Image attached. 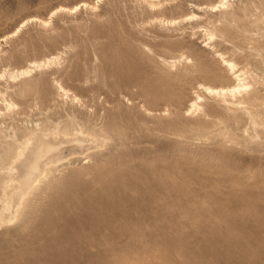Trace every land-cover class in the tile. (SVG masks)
Returning a JSON list of instances; mask_svg holds the SVG:
<instances>
[{
  "label": "rangeland",
  "instance_id": "rangeland-1",
  "mask_svg": "<svg viewBox=\"0 0 264 264\" xmlns=\"http://www.w3.org/2000/svg\"><path fill=\"white\" fill-rule=\"evenodd\" d=\"M163 1L150 9L142 0H0V71L64 55L31 76V93L0 80L19 105L0 118L3 127L67 120L73 109L59 83L115 133L104 151L75 146L58 156V181L27 231L0 228V264H264V131L211 96L208 116L188 112L200 84L235 83L218 79L225 67L217 51L257 81L264 109V7L231 0L229 10L247 9L240 36L218 34L209 46L203 26L213 15L194 5L218 0ZM81 3L97 7L60 12L47 26L30 22L12 36L26 20ZM194 12L202 19L175 28L155 22ZM175 76L184 79L173 84Z\"/></svg>",
  "mask_w": 264,
  "mask_h": 264
},
{
  "label": "bare ground",
  "instance_id": "bare-ground-1",
  "mask_svg": "<svg viewBox=\"0 0 264 264\" xmlns=\"http://www.w3.org/2000/svg\"><path fill=\"white\" fill-rule=\"evenodd\" d=\"M102 1L105 0H97L95 4ZM142 1L147 3L150 9H159L165 2L163 0ZM258 2L264 7V0H258ZM232 6L233 2L231 0H218L217 4L207 6L206 8L194 5L195 10H208L213 15L203 26L205 38L209 41L207 45L212 46V42L218 39V34H221L225 42L230 41L228 40L229 35L240 36L237 30L238 21L247 9L231 11L229 9ZM83 7L95 8L97 5L81 3L73 8L59 7L51 12L49 20L32 18L24 21L12 36H17L30 22H38L47 26L58 13L63 11L75 12ZM201 19L202 17L194 12L178 19L157 18L155 22L162 27L175 28L188 22H198ZM241 30L249 32L245 27H241ZM216 54L225 67V69H221L217 74L218 79L231 76L235 80V83L226 87H213L200 84L199 90L201 92H196L197 98L191 102L188 112H201L205 116H208L203 103L205 102V96H211L221 99L226 103L228 110H233L236 113L243 112L244 115L249 117L250 121H253L254 124L260 126L264 131V109L258 103L259 91L256 88L257 81L251 78L247 70L241 69L237 63L226 57L223 53L217 51ZM63 56V52H58L41 59L31 60L26 66L21 68H5L0 71V80L21 81L22 85H24L23 93H31L34 90L30 83L33 80L31 76L37 71L60 65ZM162 60L167 63L171 62L172 66H175L177 61L170 60L169 62L164 58ZM175 77L171 81L173 84H180L184 79V76ZM249 78L253 81H248ZM58 90L64 103L70 104L73 109L72 114L68 115L67 120L58 122L47 120L44 123L36 122L31 128H13L11 130L3 127L0 121V228L8 229L11 226H19L22 233L27 231L31 218L37 214L40 200L46 196L47 191L58 181L56 175L58 171L57 158L65 154L67 148L87 146L91 150L93 147H97V152H101L112 145L115 140V133L113 131L106 127V125L99 127L91 119L89 109L84 106L79 97L59 83ZM0 100L4 103V106L0 107V118L12 112L14 114L15 110L19 107L13 99L9 98L6 92L0 91ZM231 100L233 101L229 102ZM36 102L40 103L38 98ZM79 109L85 111L80 112ZM77 113L83 115V117H78ZM254 114L259 117L262 116L260 118L261 122L255 119ZM233 121L234 124L239 125L241 119L233 118ZM255 131L258 137H260L258 130L255 129ZM92 153L86 154L85 160L89 161L85 164L93 161ZM70 159L68 158L67 160ZM45 161L48 162V167L43 169L42 165Z\"/></svg>",
  "mask_w": 264,
  "mask_h": 264
}]
</instances>
